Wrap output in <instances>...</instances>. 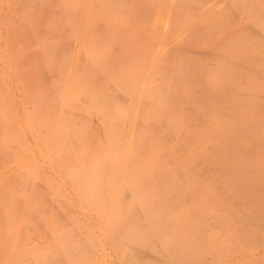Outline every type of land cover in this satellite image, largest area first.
I'll list each match as a JSON object with an SVG mask.
<instances>
[{"label": "rangeland", "instance_id": "obj_1", "mask_svg": "<svg viewBox=\"0 0 264 264\" xmlns=\"http://www.w3.org/2000/svg\"><path fill=\"white\" fill-rule=\"evenodd\" d=\"M0 264H264V0H0Z\"/></svg>", "mask_w": 264, "mask_h": 264}, {"label": "bare ground", "instance_id": "obj_2", "mask_svg": "<svg viewBox=\"0 0 264 264\" xmlns=\"http://www.w3.org/2000/svg\"><path fill=\"white\" fill-rule=\"evenodd\" d=\"M165 46H163L161 49H159V50H157L155 53H154V56H158L160 53H162V52H164V50L166 49V48H164ZM89 110V106H85V112L86 111H88ZM87 113V112H86ZM85 113V114H86ZM9 171V170H8ZM88 187V189H91L92 187H90V186H87ZM69 221L70 222H73V223H75V221L74 220H71V219H69ZM75 225V224H74Z\"/></svg>", "mask_w": 264, "mask_h": 264}]
</instances>
